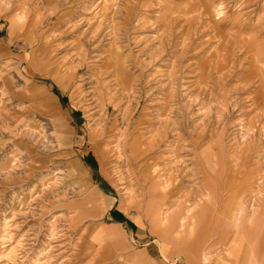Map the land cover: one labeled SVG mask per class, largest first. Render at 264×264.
<instances>
[{"label":"rangeland","instance_id":"374dc122","mask_svg":"<svg viewBox=\"0 0 264 264\" xmlns=\"http://www.w3.org/2000/svg\"><path fill=\"white\" fill-rule=\"evenodd\" d=\"M153 169L210 264H264V0H0V264H188Z\"/></svg>","mask_w":264,"mask_h":264},{"label":"crops","instance_id":"0c3cea01","mask_svg":"<svg viewBox=\"0 0 264 264\" xmlns=\"http://www.w3.org/2000/svg\"><path fill=\"white\" fill-rule=\"evenodd\" d=\"M55 116L57 118L61 117L59 114V111L54 112ZM58 120V119H57ZM148 174V173H147ZM149 175H145V180H150L152 183V186L148 190L147 197H148V204H147V216L149 217L151 229L156 232L157 240L160 242L161 246L163 247V250L167 252L168 250L174 249L178 250L181 248H189L188 255L184 252L187 256H184L187 258L188 264H210L211 259V252L210 249L214 246L208 247L209 249L204 252L208 237L203 235H200L199 233H194L196 229H194L193 224L191 221L188 220V223L182 224L181 226L178 225V223H174L172 221L173 217L177 215L178 213L182 212L183 205L181 204V201L175 198H180L184 193L182 192L181 187L179 186V182H175L177 185H173V183H169L167 181L162 180V176L159 173V171L153 169L151 172H149ZM181 185V184H180ZM130 200V202H129ZM128 200L127 206H134L135 207V201L133 199ZM175 202L176 209L173 210L169 206ZM209 198L206 201L207 204H209ZM169 202V203H167ZM161 204H163L164 209H161ZM224 205L223 207H225ZM238 206V205H237ZM225 210V208H223ZM223 210V211H224ZM240 204L238 208L234 211L236 216L240 217ZM163 213L168 214V218L170 219L168 223H163ZM167 216V215H165ZM167 218V217H166ZM236 217L233 221H236ZM190 223V225H189ZM188 225V226H187ZM238 225V224H235ZM185 227L184 229H181L182 227ZM203 236V237H202ZM187 237H191V241L187 239ZM218 243H221L220 241ZM242 245L239 246H233L230 250H226L227 253V259L229 263L234 264H241L242 262ZM166 247V248H165ZM236 247V248H235ZM207 253V254H206ZM182 254V253H181Z\"/></svg>","mask_w":264,"mask_h":264},{"label":"bare ground","instance_id":"6f19581e","mask_svg":"<svg viewBox=\"0 0 264 264\" xmlns=\"http://www.w3.org/2000/svg\"><path fill=\"white\" fill-rule=\"evenodd\" d=\"M259 194H257V196H258Z\"/></svg>","mask_w":264,"mask_h":264}]
</instances>
